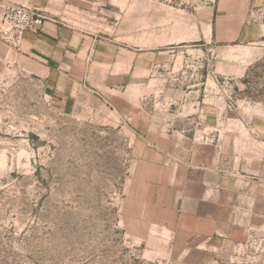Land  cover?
Returning a JSON list of instances; mask_svg holds the SVG:
<instances>
[{
	"label": "rangeland",
	"instance_id": "obj_1",
	"mask_svg": "<svg viewBox=\"0 0 264 264\" xmlns=\"http://www.w3.org/2000/svg\"><path fill=\"white\" fill-rule=\"evenodd\" d=\"M7 1L117 48L153 49L143 100L159 127L264 164V38L230 43L242 23L264 22V10L244 0ZM178 34L191 41L164 43ZM174 101L195 110L183 115ZM113 105L91 93L55 96L17 67L0 73V264H264V220L242 242L186 254L164 229L125 217L141 149Z\"/></svg>",
	"mask_w": 264,
	"mask_h": 264
},
{
	"label": "crops",
	"instance_id": "obj_2",
	"mask_svg": "<svg viewBox=\"0 0 264 264\" xmlns=\"http://www.w3.org/2000/svg\"><path fill=\"white\" fill-rule=\"evenodd\" d=\"M249 4L257 12L264 10V0H244ZM180 36L164 43L191 41ZM263 38V21L242 23L230 43L246 47ZM148 49L139 53L117 48L50 18L39 30L25 32L21 52L0 41V73L17 67L39 78L55 96L71 98L78 91L113 102L141 149L128 180L126 218L164 229L171 247L186 254L242 242L264 220V164L221 142L194 141L178 130L159 127L164 123L150 117L149 102L143 100V76L149 73L150 54L155 56ZM138 73L141 101L136 97ZM184 103L171 105L189 110L183 115L193 113L195 103ZM260 145L258 159L264 155V140Z\"/></svg>",
	"mask_w": 264,
	"mask_h": 264
},
{
	"label": "built area",
	"instance_id": "obj_3",
	"mask_svg": "<svg viewBox=\"0 0 264 264\" xmlns=\"http://www.w3.org/2000/svg\"><path fill=\"white\" fill-rule=\"evenodd\" d=\"M0 41L15 52H21L26 31H37L50 18L39 8L27 3L0 2Z\"/></svg>",
	"mask_w": 264,
	"mask_h": 264
}]
</instances>
